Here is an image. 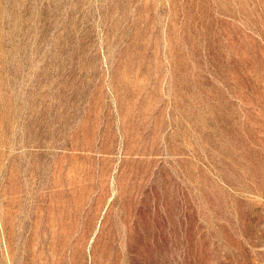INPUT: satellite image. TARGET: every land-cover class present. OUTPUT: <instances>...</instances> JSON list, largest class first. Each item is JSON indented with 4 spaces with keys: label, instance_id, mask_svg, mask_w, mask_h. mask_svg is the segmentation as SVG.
<instances>
[{
    "label": "rangeland",
    "instance_id": "obj_1",
    "mask_svg": "<svg viewBox=\"0 0 264 264\" xmlns=\"http://www.w3.org/2000/svg\"><path fill=\"white\" fill-rule=\"evenodd\" d=\"M0 264H264V0H0Z\"/></svg>",
    "mask_w": 264,
    "mask_h": 264
}]
</instances>
